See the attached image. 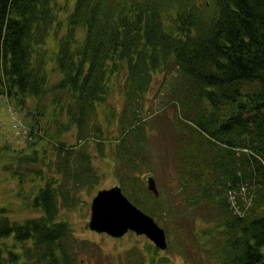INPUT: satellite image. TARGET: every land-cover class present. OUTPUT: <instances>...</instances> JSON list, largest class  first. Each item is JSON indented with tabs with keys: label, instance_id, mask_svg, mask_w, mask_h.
Listing matches in <instances>:
<instances>
[{
	"label": "trees",
	"instance_id": "1",
	"mask_svg": "<svg viewBox=\"0 0 264 264\" xmlns=\"http://www.w3.org/2000/svg\"><path fill=\"white\" fill-rule=\"evenodd\" d=\"M49 38L58 42L53 70L46 62ZM121 73L114 158L121 161L122 192L154 218L174 211L140 203L146 195L160 202L142 170L152 168L146 132L153 123L144 102L161 76L177 105L174 161L183 203L211 209L203 219L212 224L194 231L189 243L196 239L204 252L209 263L201 264H264V0H0V96L15 99L20 110L33 98L41 115L51 107L53 119L40 135L48 142L71 129L76 139L53 141L50 152L0 147L3 170L19 184L25 177L39 182L31 200H23L38 215L18 221L0 207V239L10 240L0 246V264H76L78 249L90 247L58 215L98 182L90 142L101 154L99 110ZM40 136L26 142L31 147ZM235 197L238 215L229 203ZM188 240L179 248L188 249ZM144 244L112 264H195L176 263Z\"/></svg>",
	"mask_w": 264,
	"mask_h": 264
},
{
	"label": "rangeland",
	"instance_id": "2",
	"mask_svg": "<svg viewBox=\"0 0 264 264\" xmlns=\"http://www.w3.org/2000/svg\"><path fill=\"white\" fill-rule=\"evenodd\" d=\"M62 33L61 31L60 36ZM45 50L48 55L46 57L47 67L53 70L55 68L53 67L54 55L58 50V42L54 38L47 39ZM58 76L57 71L55 74L51 73V80L54 82L59 78ZM125 78L124 73L112 78L106 102L100 106L99 119L103 123L102 127L105 133L104 137L100 138L103 145L101 154L97 150L95 151L93 147L96 142L93 140L90 142L93 165L99 170L98 174L100 177L98 182L91 188L85 187L81 190L79 200L73 208L61 209L59 211L58 218L67 222L77 240L86 241L90 245L88 249H78L76 264H112L117 261L119 262L125 257L121 258L128 249L142 247L145 245V242L149 241L144 235H136L130 231L121 238H112L106 234L90 230L87 225L93 197L101 189L119 185L117 173L121 172V161L115 162L114 150L116 142H118L116 141L117 117L124 105ZM160 79L161 76H158L153 80L144 102V107L148 109L147 122L149 124L153 123L152 129L148 133L146 132L148 135L146 145L150 153L152 170L150 168H143L142 170L145 183L147 176L155 178L160 193V197H158L160 202L154 201L146 195L145 198H140V203L149 210H152L149 207L152 204H155L158 208L162 207V204L164 206L171 205L174 210H166L165 215L153 217L156 223L164 229L167 237V248L160 250V255L168 256L176 263H209L204 252L194 244L196 239H192V245L189 243V240L193 237L194 231L201 233L212 224V222L205 219L210 214L211 209L207 210L203 207H195L196 205L186 207L183 203L184 193L180 189L179 166L174 161V153L178 146H174L173 143L177 138L173 134L172 119L175 116V112H178L177 105L172 101L174 97L171 96L168 87H161ZM34 102L33 98L28 99L25 103L27 105L24 107L25 109L20 110L18 102L15 99L0 96V147L6 145L10 150H17L18 154H24L25 152H29L28 150L31 148L37 149L39 153L42 149L50 152V144L58 140L66 142L67 145L75 144L74 129L63 131L49 142L47 135L44 138L40 136L44 135V128L49 125L53 113L52 108L47 107L43 115H41L40 110L36 108ZM44 102L47 103L46 98ZM106 112H108L107 116L110 114L108 121L106 120L107 116H104ZM52 125L54 123L51 124L50 131L53 129ZM30 132H32V136L29 137ZM37 134L42 140H38L30 147L29 142H26L27 139L36 141ZM12 154L16 153L13 152ZM5 160H7V156L0 158V207L7 208L8 214L18 221L38 215V211L32 207L25 206L26 202H23V200H31L39 182H28L30 179L25 177L24 183L19 184L16 175L13 176L11 172L3 170L2 166ZM15 166L16 161L13 160L12 167L14 168ZM20 191L22 194H18ZM23 196L25 198H21ZM233 201H236V197L235 200L234 198L229 199L230 207H232L236 215L241 214L242 212L237 202L233 205ZM248 207L247 211L251 205H248ZM203 217H205V220ZM184 240H188V249L179 248L178 246ZM3 242L10 243V240L8 238L0 239V246Z\"/></svg>",
	"mask_w": 264,
	"mask_h": 264
},
{
	"label": "water",
	"instance_id": "3",
	"mask_svg": "<svg viewBox=\"0 0 264 264\" xmlns=\"http://www.w3.org/2000/svg\"><path fill=\"white\" fill-rule=\"evenodd\" d=\"M146 187L155 198L159 197L154 177H147ZM87 225L90 230L106 233L112 238H121L129 231L136 235H144L158 249L167 248L164 229L153 217L130 202L119 185L97 192L91 201Z\"/></svg>",
	"mask_w": 264,
	"mask_h": 264
},
{
	"label": "built area",
	"instance_id": "4",
	"mask_svg": "<svg viewBox=\"0 0 264 264\" xmlns=\"http://www.w3.org/2000/svg\"><path fill=\"white\" fill-rule=\"evenodd\" d=\"M234 202V201H233ZM236 204V203H235Z\"/></svg>",
	"mask_w": 264,
	"mask_h": 264
}]
</instances>
